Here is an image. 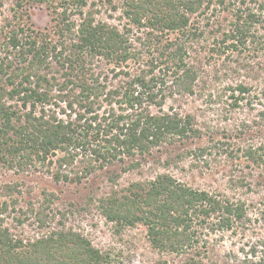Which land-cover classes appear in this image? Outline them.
<instances>
[{"label": "trees", "instance_id": "1", "mask_svg": "<svg viewBox=\"0 0 264 264\" xmlns=\"http://www.w3.org/2000/svg\"><path fill=\"white\" fill-rule=\"evenodd\" d=\"M212 1L123 0L122 15L127 21L112 24L86 10L88 0H57L58 35L67 38L61 47L30 26L8 31L4 49L18 60L13 63L10 55L0 57V159L10 166H29L36 159L56 161L63 167L79 155L86 156L90 160L81 174L72 178L68 173H54L58 181H80L97 166L121 162L127 170L140 166L154 150L175 148L200 136L192 114L166 104L169 95L194 93L198 72L187 59V43L203 35L209 25L210 17L203 25L193 18L206 13ZM216 3L231 13V20L214 39L220 37L228 48L239 50L264 46V0ZM132 25L147 29L146 43L157 40L152 45L158 51L154 60L146 67L139 62L135 72L112 68L110 76L109 69L108 73L89 71L99 58L117 67L138 56L133 45L140 36L131 37ZM170 32L185 38L175 42L168 38ZM53 60L63 70L61 81L43 72ZM122 74L126 79L111 85ZM4 77L11 87L2 84ZM251 89L247 82H239L233 91L238 94L232 96L244 97ZM55 105H61L60 109ZM198 149L202 155L204 148ZM59 152L63 154L53 160ZM245 155L253 162H264V142L249 147ZM21 192L18 182L0 184V264H107V255L72 229H53L26 242L14 238L5 219L15 210ZM99 202L109 221L120 226L144 224L154 248L187 253L192 257L190 264L202 263L200 246L207 242L206 235L229 230L246 215L242 204L193 188L170 173L157 174L146 185L135 183ZM43 213L37 212L42 226L46 223ZM16 219L23 222L19 216Z\"/></svg>", "mask_w": 264, "mask_h": 264}, {"label": "rangeland", "instance_id": "2", "mask_svg": "<svg viewBox=\"0 0 264 264\" xmlns=\"http://www.w3.org/2000/svg\"><path fill=\"white\" fill-rule=\"evenodd\" d=\"M22 2L18 5V0H0V57L10 55L13 63L18 56L4 49L6 33L13 28L30 26L60 47L67 40L58 35L57 0ZM122 6L123 0H88L86 10L95 11L97 20L122 24L127 21L122 15ZM208 17L211 21L204 27L203 35H195L187 43V59L198 72L194 93L169 95L166 104L167 108L173 106L182 114H192L201 129L200 136L175 148L154 150L140 166L127 170L121 162L97 166L80 181H58L54 173H68L71 177L81 174L90 160L86 156L79 155L72 164L63 167L56 161L40 163L36 159L29 166H10L0 159V184L18 182L22 189L17 195L15 210H10L5 219L14 238L26 242L53 229H72L107 255V264H190L192 257L187 253L154 248L144 224L117 225L106 218L100 207V199L113 192L127 191L138 182L146 185L157 174L170 173L193 188L225 195L246 210V215L235 221L231 229L206 235L207 242L200 246V254L204 255L201 264H264V162H253L245 155L249 147L264 142V46L239 50L228 48L220 37L214 39L231 20V13L219 8L216 0L206 13L193 18V22L203 25ZM131 28L132 38L140 36L133 45L139 51L137 60L131 58L116 67L113 62L99 58L89 71L108 73L109 69L110 76L112 68L135 72L139 62L146 67L154 60L158 51L153 43L157 40L146 43L147 29L133 25ZM169 34L168 38L175 42L185 38L177 32ZM48 67L43 72L63 80V70L56 61ZM124 76L114 77L111 85L126 79ZM20 78L21 75L17 81ZM239 82H247L252 89L244 97H233ZM3 83L11 87L7 77ZM12 102L24 111L20 102ZM53 107L59 110L61 105ZM198 148H204L202 155ZM62 154L57 153L53 160ZM42 210L46 219L44 226L39 224L37 216ZM18 216L23 219L22 223L16 219Z\"/></svg>", "mask_w": 264, "mask_h": 264}]
</instances>
